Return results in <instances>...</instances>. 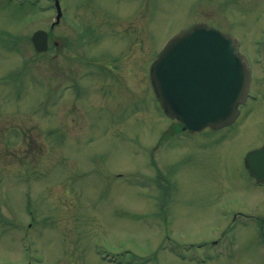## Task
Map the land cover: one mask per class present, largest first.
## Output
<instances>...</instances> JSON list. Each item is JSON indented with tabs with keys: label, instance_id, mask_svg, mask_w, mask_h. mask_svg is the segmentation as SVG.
Returning a JSON list of instances; mask_svg holds the SVG:
<instances>
[{
	"label": "rangeland",
	"instance_id": "rangeland-1",
	"mask_svg": "<svg viewBox=\"0 0 264 264\" xmlns=\"http://www.w3.org/2000/svg\"><path fill=\"white\" fill-rule=\"evenodd\" d=\"M52 1L0 0V264H264L243 160L264 142V0H58L37 53ZM197 19L236 36L258 100L177 133L147 67Z\"/></svg>",
	"mask_w": 264,
	"mask_h": 264
},
{
	"label": "water",
	"instance_id": "water-1",
	"mask_svg": "<svg viewBox=\"0 0 264 264\" xmlns=\"http://www.w3.org/2000/svg\"><path fill=\"white\" fill-rule=\"evenodd\" d=\"M55 4L57 23L61 11L57 0ZM31 42L36 51L46 50L47 32L35 30ZM150 80L165 113L194 131L219 128L236 118L237 106L247 96L250 69L233 35L198 22L165 43L150 66ZM244 159L249 172L262 179L264 145L248 151Z\"/></svg>",
	"mask_w": 264,
	"mask_h": 264
},
{
	"label": "flooded vegetation",
	"instance_id": "flooded-vegetation-1",
	"mask_svg": "<svg viewBox=\"0 0 264 264\" xmlns=\"http://www.w3.org/2000/svg\"><path fill=\"white\" fill-rule=\"evenodd\" d=\"M144 3H145V7H146V9L149 8V6H150V1L148 2V0H145ZM55 44H56V42H55Z\"/></svg>",
	"mask_w": 264,
	"mask_h": 264
},
{
	"label": "trees",
	"instance_id": "trees-1",
	"mask_svg": "<svg viewBox=\"0 0 264 264\" xmlns=\"http://www.w3.org/2000/svg\"><path fill=\"white\" fill-rule=\"evenodd\" d=\"M25 5V4H24Z\"/></svg>",
	"mask_w": 264,
	"mask_h": 264
}]
</instances>
